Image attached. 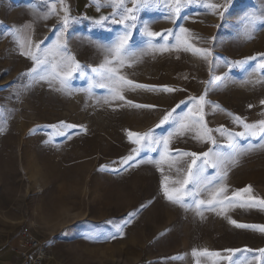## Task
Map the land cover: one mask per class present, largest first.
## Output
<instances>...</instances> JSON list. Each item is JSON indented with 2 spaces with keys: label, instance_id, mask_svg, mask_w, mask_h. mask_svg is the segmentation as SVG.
<instances>
[{
  "label": "rangeland",
  "instance_id": "rangeland-1",
  "mask_svg": "<svg viewBox=\"0 0 264 264\" xmlns=\"http://www.w3.org/2000/svg\"><path fill=\"white\" fill-rule=\"evenodd\" d=\"M208 3L224 0H193L173 23L165 18L167 0H150L135 20L126 21L131 36L117 60L109 49L126 28L114 20L123 7L133 6L131 0L120 9L112 0H0V264L20 262L24 231L40 241L44 264H264L255 251L264 248V233L230 223L264 226V209L248 206L250 196L264 199L262 138L234 135L244 130L236 117L264 120V68L258 67L264 63V22L250 24L246 16L264 12V0H232L223 18ZM181 27L189 31L181 33ZM146 28L162 34L172 29L174 35L164 41L149 37ZM58 39L64 45L59 52ZM185 40L193 48H212L213 56L205 60L185 50ZM29 52L48 63L33 72ZM109 68L155 90L124 86V100L113 98L114 82L105 78ZM165 86L175 91L165 92ZM201 95L215 145L195 138L205 131L199 126L183 135L175 134L173 122L156 128L178 104L177 117L195 110L190 98ZM149 129L157 137L173 132L170 156L176 149L220 154L218 167L205 168L204 186L193 188L204 201L226 188L218 202L198 209L192 197H185L184 206L164 198L162 182L172 187L182 179L188 157L172 168L168 161L145 162L119 175L111 172L113 161L137 147L127 131ZM233 144L242 150L235 163ZM152 148L139 158L160 160L162 146ZM246 186L251 193L240 191ZM129 213L135 215L127 223ZM116 224L123 235L105 239ZM99 230L96 239L86 238ZM229 248L253 251L238 252L232 261L194 254L206 249L228 256L223 250Z\"/></svg>",
  "mask_w": 264,
  "mask_h": 264
},
{
  "label": "snow or ice",
  "instance_id": "snow-or-ice-1",
  "mask_svg": "<svg viewBox=\"0 0 264 264\" xmlns=\"http://www.w3.org/2000/svg\"><path fill=\"white\" fill-rule=\"evenodd\" d=\"M193 2V0H167V7L169 9V15L165 17L166 19L172 20L173 23L176 22V18L180 16L182 10L190 5ZM132 7L127 8L123 7L124 0H112L113 7L115 9H120L123 7V12L120 13V19L114 20V23H119L122 25H125L126 31L121 34L118 39L114 42V44L111 46L109 51L113 54L114 58L119 60L126 52H127V46L129 44V38L131 36V31L127 30L129 28V25L126 24V21H132L136 19L135 12L137 9L146 7L149 5L150 0H131ZM232 3V0H224L223 4H217V3H208L206 6L213 10L214 14H218L221 18L224 16V11L227 10L228 6ZM223 9V10H220ZM247 19L250 24H255L257 21L264 22V12H257L255 10L250 11L246 14ZM97 24H100L101 21H96ZM62 24L64 25V28L61 29L63 32L64 29L67 28L69 24V19L67 16L63 19ZM189 30L186 28L181 27L180 32L181 33H187ZM147 35L149 37H161L164 41H167L169 36L174 35L172 29L166 30L164 34L160 32H153L150 29L146 28ZM179 38V37H178ZM194 39H198V37H194ZM214 39V38H213ZM186 45L185 50H192L196 53H198L203 59L208 60L209 57L213 56V50L212 48H193L190 44H188L187 40L183 42ZM64 45L61 43V41L58 39L57 43L55 45L56 51L59 52L61 48H63ZM166 44L161 45L162 50H166ZM40 48V44H37V49ZM32 57V59L35 62V67L32 69L33 72H37V69L41 66H44L46 63H48L47 59H41L40 56L29 52L27 53ZM54 55V54H53ZM264 56V54H261ZM71 60V58H69ZM122 62V61H121ZM235 64H241L242 62H234ZM69 67L72 69L79 68L78 64L70 63ZM258 67L264 68V63H261L258 65ZM95 71V70H94ZM108 75L105 77L109 81H113L115 87L113 88V98H119L120 100H124V96L122 95V88L124 86H130V87H140V88H149V90H155L154 86H146V85H137L133 81L126 79L123 75H118V69L116 68H109ZM71 71L66 72L65 76H70ZM44 77H41L43 79ZM104 85H101L103 87ZM165 92H173L175 89L170 87H163L162 89ZM190 101L195 102L198 107L193 110L189 109L186 114L183 116H175L174 113L176 112V108H179L180 105L178 104L176 108L172 109L171 111L164 114V116L160 119L159 124L156 125V128H160L161 126H164L168 124L169 122L176 123L175 128V134L177 135H183L185 131L190 130L193 127L199 126L203 129H205L204 133L202 135H199L195 138L204 140L207 138V141H210L213 145H215L216 141L211 137V129H207L206 124L204 123V111H203V105L205 101L204 95H201L199 97H192L190 98ZM128 104H132V101H128ZM181 103H184L183 101ZM261 104H264V100L261 101ZM135 107L139 108H153L154 105H135ZM251 107V106H250ZM236 121L240 123L243 127V131L237 132L234 135L237 137H245V136H251L256 137L260 136L262 138L261 146L264 147V120H259L255 123H246L243 120H241L240 117H236ZM61 126L65 128H75V125L65 124L64 121L60 122ZM218 131H223V129H218ZM154 129H149L147 132L143 133H137L132 131H127V136L131 143L137 145V147H134L131 149L129 154L127 156L121 157L118 161H113V164L117 165L115 168L111 169V172L115 175H119L124 171H127V169L136 167L142 163L150 162L155 163L157 166H159L162 162L168 161L169 167L172 168L179 164L183 157L190 158V162L187 163V169L186 172H184L182 179H176L172 182L174 186L169 187L167 184L162 182V190H163V196L166 200L171 202L172 204H178L181 206L185 205V197H192L193 202L196 204L197 208L199 209L201 206L207 204L209 206H213L214 203L218 202L216 201L215 197L218 196L220 193H224L227 191L226 188L221 187L217 190V192L214 194L213 199H209L207 201L196 199V197L199 195V190H193V188L196 185H200L201 187L204 186V170L206 167H218L219 163L221 162L220 154L213 151V149H209L208 151L204 152H185L181 151L179 149H176V156H170L169 154V144L171 142V137L173 135V132H170L167 136H160L157 137L154 134ZM229 135H232V133H229ZM153 145H160L162 146L163 151L160 154V160H149L145 161L143 159H140V153L145 148H152ZM234 151L232 153V162H237V157L241 154V149H239L235 144H233ZM153 151L156 149L152 148ZM103 168V166H102ZM158 170L159 167H158ZM178 172H183L184 170L182 168L176 169ZM223 175H226L224 173ZM212 179L207 180V184L212 183ZM178 185V186H176ZM244 193H251L252 189L251 186H246L244 189L240 190ZM233 196H239V192H234ZM225 200H228V197H225ZM250 203L249 207H256L259 206L262 209H264V199L256 198L254 196L249 197ZM230 204H234V201L229 200ZM241 207L244 205L241 204ZM143 207V205H141ZM135 213H129V220L126 221L127 223H130V218L134 216ZM109 224H115L114 221H108ZM230 223L234 224L238 228H252L256 229L262 233H264V226L259 225H246V224H239L234 220H231ZM102 234V230L94 231L90 233L86 238L87 239H96L98 236ZM116 234L123 235V232L121 230V225L116 224L115 225V233L109 232L105 235V239H115ZM224 252L229 253L228 256H221L220 253L217 252H209L208 250H203L199 253H197L196 250H194V254L199 255H207V256H216L219 257L221 260H228L232 261V257L235 256L236 253L241 251H247L251 252L253 250L251 249H224ZM255 251H258L260 253V257H264V248L257 249ZM254 259H259L258 257H254Z\"/></svg>",
  "mask_w": 264,
  "mask_h": 264
},
{
  "label": "built area",
  "instance_id": "built-area-1",
  "mask_svg": "<svg viewBox=\"0 0 264 264\" xmlns=\"http://www.w3.org/2000/svg\"><path fill=\"white\" fill-rule=\"evenodd\" d=\"M21 238L24 248L21 251V260L18 264H44L43 248L40 241L28 231H24Z\"/></svg>",
  "mask_w": 264,
  "mask_h": 264
}]
</instances>
